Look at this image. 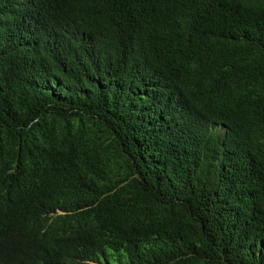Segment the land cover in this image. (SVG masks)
Here are the masks:
<instances>
[{"label":"trees","instance_id":"trees-1","mask_svg":"<svg viewBox=\"0 0 264 264\" xmlns=\"http://www.w3.org/2000/svg\"><path fill=\"white\" fill-rule=\"evenodd\" d=\"M0 264H264V0H0Z\"/></svg>","mask_w":264,"mask_h":264}]
</instances>
